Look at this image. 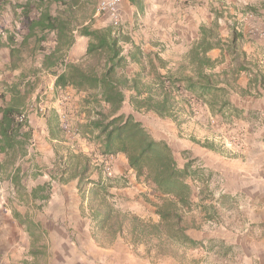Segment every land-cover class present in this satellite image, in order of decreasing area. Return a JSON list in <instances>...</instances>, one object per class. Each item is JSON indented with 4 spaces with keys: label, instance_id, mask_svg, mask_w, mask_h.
I'll return each instance as SVG.
<instances>
[{
    "label": "trees",
    "instance_id": "obj_1",
    "mask_svg": "<svg viewBox=\"0 0 264 264\" xmlns=\"http://www.w3.org/2000/svg\"><path fill=\"white\" fill-rule=\"evenodd\" d=\"M0 5L12 15L11 27L0 28V47L9 50L8 70H17L26 56L43 54L40 68L31 67L28 73L35 78L39 73L52 76L56 94L65 88L75 92L84 115L78 131L86 143L96 147L85 151L76 146L67 137L57 110L51 108L41 117L51 145L49 164L24 171L21 164L32 141V128L28 116L20 117L35 81L20 73L12 83L0 82V185L9 182L13 188L16 205L11 202V214L29 240L27 255L18 264L47 263L50 232L35 215L51 199L55 185L69 183H75L81 213L88 216L91 239L97 245L121 240L131 248L143 247L147 256L174 264H187L188 252L196 250L215 257L218 249L221 256H227L230 242L238 238L231 234L226 219L234 211L235 198L223 192L216 196L220 178L201 155L190 158L185 149L187 157L179 166L170 144L155 138L135 114H150L159 124L171 120L180 126L184 120L178 118L179 113L186 106L192 115V103L201 101L213 118L223 120L219 123L229 128L238 125L234 120L243 110L232 104L231 94L257 99L264 91V65L248 59L241 46L243 35L230 28L223 41L217 19L211 26H201L199 38L178 66L181 74H174L158 52L143 51L127 26L113 28L106 16L108 23L93 28L96 0H0ZM212 12L215 18L220 15L217 10ZM76 37L87 40L85 50L69 61ZM212 49L221 51L219 58L208 56ZM225 54L232 66L214 72L224 63ZM131 64L139 67L133 76L126 72ZM242 72L250 78L247 88L239 90L236 81ZM180 91L186 94L178 97L175 92ZM245 134L239 139L244 141ZM191 142L213 156L219 153L212 141L192 138ZM117 154L124 155L136 178L146 181L158 195V202L145 196L156 221L116 206L111 186L103 181L101 159ZM42 175L48 177L44 184L28 187L29 181Z\"/></svg>",
    "mask_w": 264,
    "mask_h": 264
},
{
    "label": "crops",
    "instance_id": "obj_2",
    "mask_svg": "<svg viewBox=\"0 0 264 264\" xmlns=\"http://www.w3.org/2000/svg\"><path fill=\"white\" fill-rule=\"evenodd\" d=\"M12 1L23 2L24 0ZM212 1L185 0L184 4L177 5L176 0H134V3H131L130 0H123L120 8L122 19L125 21L128 30L132 32L134 41L140 44L146 53L158 52L174 74H181L178 66L192 43L199 38V28L211 26L215 19H217L219 26V37L223 41L229 37L230 28H235L237 32L243 35L241 46L248 59L257 62L259 66L264 65V0H215L216 3ZM208 2L215 6L219 3L221 7L213 8L210 6L207 10ZM212 10H217L220 15L216 14L217 18H215ZM93 17V28H101L105 25L98 23L99 26L97 24L95 9ZM95 24L98 27H95ZM11 25L12 15L10 11L4 10L0 5V28L11 27ZM21 30H23L21 34L26 32L24 28ZM86 41L83 37H76L75 43L68 52L69 61H75L84 52ZM79 45L81 47H78ZM80 50L81 52H79ZM220 55L219 49H212L208 53L212 59H217ZM38 56L39 54L33 58L26 56L17 70L10 71L8 70L10 64L9 50L6 47H0V82L12 83L18 80L19 74L22 73L26 80L35 81V91L40 80V74L44 73H39L35 78L28 71L31 67L40 68L41 62L39 67H34ZM224 59V63L217 66L214 72L230 69L232 66L230 56L225 54ZM138 70L139 67L136 64H131L127 67L126 72L129 76H133ZM160 72L163 74L165 70L162 69ZM31 76L33 77L30 78ZM249 78L248 73H240L236 81L237 88L239 90L246 89ZM52 84L54 86L53 77ZM187 94L189 95V93ZM230 99L233 105L243 110L240 118L234 120L243 129L242 132L246 133L241 149H235L233 154L223 152L213 156L211 152L206 153L205 150L196 147L192 142H185V149L190 151L188 154L190 158L201 154L200 157H202L205 165L209 169L215 170L220 178V189L216 190V196L223 192L231 194L236 201L234 211L231 214L227 213L226 215L230 217L226 219L231 228V234H238L237 242H230L231 250L227 256H221V253L219 254L218 249H216L215 259L206 260V262L207 264H264V91L263 95L257 99L237 92H233ZM1 105L2 102L0 101ZM185 108L178 115L180 120H184V124L177 126L171 120H166L162 121L160 125L174 131L185 124H191L194 119L200 121L206 120L209 116L213 117L208 106L201 101L192 103V115L187 111L188 107L185 106ZM142 116L144 115L142 114ZM145 116L156 120L153 115L145 114ZM215 119L220 122L223 121L219 117H215ZM141 122L145 126V123ZM28 123L32 128V138H39L38 134L35 135L34 127L38 125L44 139V144L40 143L39 156L35 158L34 155L33 157L30 148H28V154L22 161V169L31 172L35 165L44 168L45 165L49 164L48 161L52 152L50 141L47 138L45 122L31 115L28 117ZM147 130L154 137L157 134L153 129L152 131ZM194 134L192 132L188 137L194 138ZM155 138L168 142L170 137L156 136ZM203 139L209 140L210 138L206 135ZM1 159L2 156H0ZM113 162L117 178L120 179V176H123V178L129 179L130 183H126L128 186L111 187L110 192L112 194L123 196L129 202L135 199V191L145 193L146 189L143 188L142 178H136L135 172L129 168L124 155L113 156ZM47 180V175L38 176L34 181H29L28 187L42 185ZM212 185H216L215 182ZM69 186L76 191L75 183H69L67 185H55L53 192L56 188ZM55 196L56 194L52 193L51 199L44 205L43 209L57 200ZM152 219L156 221L158 218L154 214Z\"/></svg>",
    "mask_w": 264,
    "mask_h": 264
},
{
    "label": "rangeland",
    "instance_id": "obj_3",
    "mask_svg": "<svg viewBox=\"0 0 264 264\" xmlns=\"http://www.w3.org/2000/svg\"><path fill=\"white\" fill-rule=\"evenodd\" d=\"M184 1L185 0H176V4H184ZM97 2L98 0H96V4ZM212 2L216 3L217 1L213 0ZM207 4V10L210 6H213V8L221 7L219 3V6L213 5L211 2ZM95 19L97 20V24L100 23L102 25L108 23V18L106 19V16H98ZM121 21V26L124 28L126 23L123 19H121ZM97 24H95V27H98ZM19 31L23 30L19 29ZM78 47H81V45ZM79 52H81V50ZM42 57L43 54H39L36 58L34 67H39ZM32 77L33 76L30 78ZM67 89L72 94V105L70 108L73 114L72 123L75 127L82 115L79 112L80 101L75 92H72L69 88ZM56 95V90L52 84V77L50 75L40 74L39 83L28 99L27 106L30 108V106L36 104L38 100H42L46 106L53 108V106L56 105ZM27 114L28 117L32 115L39 120L41 119V116L35 110L28 111ZM135 117L145 123L146 129L151 131L152 129L155 130V132H157L155 137H170L168 142L173 149L176 162L179 166L184 163L187 157L186 153H183V150H185V142H191L192 138H189L188 135L192 134V132L195 133L194 139L199 142H205L203 138L206 137V135L209 136V141H212L214 147L219 151L217 154L223 152L233 154L235 149H241L244 145L243 141L239 139L243 130L241 127L234 124L232 128H229L225 123H219L220 121H217L212 116H209L207 121H196L194 119L191 124H185L174 131L165 126H161L158 122L145 115L135 114ZM210 118L214 120L213 123L210 121ZM34 127L36 131L35 135L38 134L39 138L33 137L31 141L33 145H30L29 148L32 156L34 157L35 155L36 158L40 153V143L44 144V139L43 136H41L38 125ZM75 142H77L76 146L80 149L86 148L83 137L80 136ZM196 147L199 148V146ZM126 183H130V180L123 178V176H120V179H118L116 174L115 178L107 181V184L111 187L128 186ZM142 184H144L143 188L146 189L145 193L135 191V199L129 202L126 201L123 196L116 195L115 204L118 208L135 213L145 220H153L154 208L145 201V196L153 202H158V195L154 193L152 187L143 179ZM53 193L56 194L55 197L57 200L35 215V219L40 221L42 225L50 231L46 264H174L167 260L155 258L152 254L147 256L144 253L143 247L131 248L121 240H117L108 246L97 245L91 239V223L88 216L81 213L79 197L74 188L71 186L65 188L59 187L56 188V190L54 189ZM13 197L14 190L10 183L6 182L1 184L0 264H18V262L27 255L28 237L23 227L18 224L11 214L10 208L13 204L16 205V202L12 199ZM11 202H13V204H11ZM234 242H237V240L235 239ZM188 257L187 264H207L206 260L215 259L213 254L208 255L202 250L190 251L188 252Z\"/></svg>",
    "mask_w": 264,
    "mask_h": 264
},
{
    "label": "built area",
    "instance_id": "obj_4",
    "mask_svg": "<svg viewBox=\"0 0 264 264\" xmlns=\"http://www.w3.org/2000/svg\"><path fill=\"white\" fill-rule=\"evenodd\" d=\"M123 0H98L95 6V16H102L105 15L108 17L110 24L113 28H119L121 26V13H120V4ZM184 93V92H183ZM182 91L175 92V94L180 97L183 94ZM181 94V95H180ZM187 96V95H186ZM71 105H72V94L70 91L65 88L58 91L56 95V105L53 106L57 110L59 120L61 125L67 135L72 141L77 140L80 138V133L78 131V124L83 122L84 115L82 114L79 122L73 125V114L71 112ZM51 109L50 107L46 106L42 100H38V102L34 105L29 106L26 105L24 109V115L20 117V120L26 115L28 116V111L35 110L41 117L45 114L47 110ZM210 121L213 123L214 120L210 118ZM84 144H86L85 151H92L96 149L93 144L86 143L84 139ZM31 146L33 144H30ZM101 169L103 174V181H108L112 178H115L114 172V162L113 156H108L101 159Z\"/></svg>",
    "mask_w": 264,
    "mask_h": 264
}]
</instances>
